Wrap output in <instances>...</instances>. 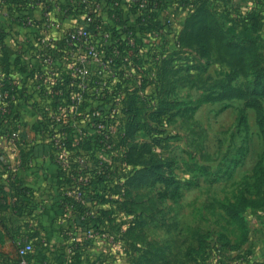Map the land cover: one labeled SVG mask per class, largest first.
Returning <instances> with one entry per match:
<instances>
[{"label":"rangeland","instance_id":"obj_1","mask_svg":"<svg viewBox=\"0 0 264 264\" xmlns=\"http://www.w3.org/2000/svg\"><path fill=\"white\" fill-rule=\"evenodd\" d=\"M142 29L112 56L92 28L83 112L42 128L114 203L108 263L264 264V0H164Z\"/></svg>","mask_w":264,"mask_h":264},{"label":"crops","instance_id":"obj_2","mask_svg":"<svg viewBox=\"0 0 264 264\" xmlns=\"http://www.w3.org/2000/svg\"><path fill=\"white\" fill-rule=\"evenodd\" d=\"M66 3L0 0V48L8 81L17 97L8 108L7 119L8 125L20 131L12 152L0 157V264L18 263L17 247L23 238L34 244L30 264H110L119 258L115 249L107 248L95 233L100 232L94 226L104 227L107 222L99 210L108 211L114 203L105 201L98 180L92 179L91 185L81 182L82 176L93 170L86 164L87 154L75 155L70 147L67 160L62 161L53 150L52 140L42 135L46 121L42 114H47L49 103L51 109H56L62 92L47 87L36 90L35 86L43 82L42 75L48 69L65 74L67 87L73 80L70 72L66 74L64 59L59 57L63 52L60 42L53 41V48L47 51L54 63L46 65L39 57V38L54 39L70 27L82 25L78 18L62 15ZM48 17L54 21L50 28L46 26ZM70 141L79 144L82 138ZM10 166L16 172L15 186L7 182ZM17 186L31 191L30 200L17 195Z\"/></svg>","mask_w":264,"mask_h":264},{"label":"built area","instance_id":"obj_3","mask_svg":"<svg viewBox=\"0 0 264 264\" xmlns=\"http://www.w3.org/2000/svg\"><path fill=\"white\" fill-rule=\"evenodd\" d=\"M65 18H78L82 21L80 27H70L67 31L62 32L56 38H39L42 45V52L39 55L40 59L46 65L54 63L48 50L53 48V41H58L63 45V52L59 57L65 61L66 74L72 75L73 80L69 83L70 86L64 85L67 80L66 75L57 72L53 69H48L44 75L43 82L35 86L36 90H41L47 87L49 90L59 88L62 92L58 99L60 103L53 110L48 105L47 114H42V119L45 118L44 127L56 128L60 125L72 124L71 117L68 114H80L83 112V105L86 101L88 93V72L87 62L89 53L94 58L101 59V53L98 51L99 45L92 43V28L102 34L104 46L110 49L112 56H119L120 46L134 47L140 43V40H147V33H143L140 27L136 28L137 36L130 33L123 35L122 28L115 25L114 30L121 35V41L109 32H103L100 26L95 22L97 20H105L112 17L132 15L135 18H141L142 24L152 20L156 16L164 14V0H67L66 5L61 10ZM54 21L46 20V26L51 27ZM144 25H142L143 27ZM83 50V51H82ZM72 71V73H71ZM9 75L5 71V59L2 49L0 48V157L7 156L15 147L14 140L20 136V131L15 130L16 127L8 125L7 111L8 108L16 101L17 97L9 83ZM51 120V122H49ZM57 124V125H56ZM18 128V126H17ZM45 134V133H44ZM46 137L52 140V147L55 152L62 159L67 160L70 154L69 141L65 136H60L59 132H46ZM7 182L15 186L16 172L10 166L8 167ZM81 182L89 185L90 179L87 176H82ZM23 189L22 187H20ZM19 261L17 264H30L29 257L34 254L35 248L33 242L28 238H23L18 242Z\"/></svg>","mask_w":264,"mask_h":264},{"label":"trees","instance_id":"obj_4","mask_svg":"<svg viewBox=\"0 0 264 264\" xmlns=\"http://www.w3.org/2000/svg\"><path fill=\"white\" fill-rule=\"evenodd\" d=\"M110 20L114 21V23H116V25H119L121 26L122 28V32H123V35L126 33V35H129L130 33H132L133 35L137 36V33H136V28H141L140 30L142 31L144 27H147V24H149V22H151L152 20L150 21H147L145 23L142 24V21H141V18H136L137 22L135 23L134 26H132L131 24H129V19H127L126 17H124L122 14L120 16H117V17H110L109 18ZM142 25H144L142 27ZM115 33V36L117 38L118 41H121V35L119 34L118 35V31H114ZM123 46H120V48H122ZM90 185L92 184L91 182L89 183ZM16 191L18 192L17 195L19 194L23 199H27V200H30L31 196H32V193L30 190L28 189H21L20 187H16ZM91 199H93V197H91ZM100 213H102L103 217L105 218V214L106 212L104 210H99ZM109 214V213H108ZM95 227V231L98 229L99 226H94ZM20 241V240H19ZM34 257V255H31L29 257V260L32 261V258Z\"/></svg>","mask_w":264,"mask_h":264}]
</instances>
